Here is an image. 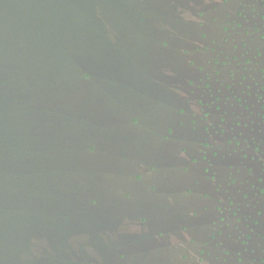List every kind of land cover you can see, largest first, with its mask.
Instances as JSON below:
<instances>
[{
    "label": "rangeland",
    "instance_id": "374dc122",
    "mask_svg": "<svg viewBox=\"0 0 264 264\" xmlns=\"http://www.w3.org/2000/svg\"><path fill=\"white\" fill-rule=\"evenodd\" d=\"M59 1L28 0L41 242L0 184V264H264V0Z\"/></svg>",
    "mask_w": 264,
    "mask_h": 264
},
{
    "label": "trees",
    "instance_id": "16d2710c",
    "mask_svg": "<svg viewBox=\"0 0 264 264\" xmlns=\"http://www.w3.org/2000/svg\"><path fill=\"white\" fill-rule=\"evenodd\" d=\"M15 3L24 9L0 8V154L4 157L9 154L8 162L17 167L11 171V183L5 182L4 170L0 184L5 186L7 201V191L12 193L14 247L28 250V244L36 240L30 241L28 234V167H19L28 166V49L43 45L44 40L30 37L28 44V0H15ZM57 10L56 6L38 9L36 18L58 23ZM38 27L42 28L37 37L44 31V26Z\"/></svg>",
    "mask_w": 264,
    "mask_h": 264
},
{
    "label": "crops",
    "instance_id": "0c3cea01",
    "mask_svg": "<svg viewBox=\"0 0 264 264\" xmlns=\"http://www.w3.org/2000/svg\"><path fill=\"white\" fill-rule=\"evenodd\" d=\"M22 251H23V250H19V251H17V252H21V253H22Z\"/></svg>",
    "mask_w": 264,
    "mask_h": 264
}]
</instances>
